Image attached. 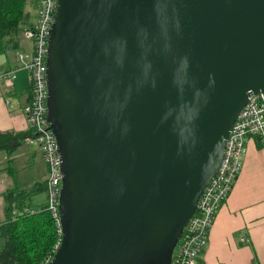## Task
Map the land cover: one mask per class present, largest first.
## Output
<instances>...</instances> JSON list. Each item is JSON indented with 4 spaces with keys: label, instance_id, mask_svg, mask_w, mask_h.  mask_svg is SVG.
Here are the masks:
<instances>
[{
    "label": "water",
    "instance_id": "water-1",
    "mask_svg": "<svg viewBox=\"0 0 264 264\" xmlns=\"http://www.w3.org/2000/svg\"><path fill=\"white\" fill-rule=\"evenodd\" d=\"M45 64L61 174L47 264H170L264 92V0H55Z\"/></svg>",
    "mask_w": 264,
    "mask_h": 264
},
{
    "label": "built area",
    "instance_id": "built-area-1",
    "mask_svg": "<svg viewBox=\"0 0 264 264\" xmlns=\"http://www.w3.org/2000/svg\"><path fill=\"white\" fill-rule=\"evenodd\" d=\"M36 4V18L32 28H24L22 34L30 41L31 53L27 58L17 52V58L28 73L30 97L22 107L27 127L33 135L25 138L28 144L39 148L46 163L45 195L46 209L54 222L56 240L51 253L38 264H47L57 248L61 237L58 217V194L61 174L57 155L56 139L49 128L47 113V90L45 84V58L50 25L53 21L55 0H32ZM16 69L0 70V79L10 84ZM257 139L264 146V92L251 94L240 109L228 133L219 166L200 194L195 210L184 226L172 255L173 264H196L197 256L206 245L209 229L218 209L223 205L239 172L241 158L245 152V141ZM18 211V210H17ZM22 212L32 213L25 207ZM16 211L13 210V214Z\"/></svg>",
    "mask_w": 264,
    "mask_h": 264
},
{
    "label": "crops",
    "instance_id": "crops-1",
    "mask_svg": "<svg viewBox=\"0 0 264 264\" xmlns=\"http://www.w3.org/2000/svg\"><path fill=\"white\" fill-rule=\"evenodd\" d=\"M29 8L36 18V5L32 3ZM24 39L28 42L24 51L28 58L30 41ZM18 47L5 48L0 41V70L16 69L10 84L0 79V131L27 129L22 107L28 101V73L17 58ZM35 150L40 152L36 146L25 143L24 148L19 147L15 152L12 162L22 152L27 158L24 165L32 166ZM5 159V153L0 151V220L3 218L2 193L15 184L5 169ZM44 175L38 180H44ZM43 199L44 194L41 201ZM197 261L201 264H264V146L257 139L245 141L239 172L215 215Z\"/></svg>",
    "mask_w": 264,
    "mask_h": 264
},
{
    "label": "trees",
    "instance_id": "trees-1",
    "mask_svg": "<svg viewBox=\"0 0 264 264\" xmlns=\"http://www.w3.org/2000/svg\"><path fill=\"white\" fill-rule=\"evenodd\" d=\"M32 3L36 5L31 0H0V41L3 47L16 49L23 29L33 27L34 21L31 20L29 8ZM29 97L30 85L28 83V100ZM32 135V130L28 127L20 131H0V151L6 155L5 169L10 176H14L11 162L15 152L21 144H28L25 138ZM43 163L46 175L47 166L44 160ZM45 175L44 180H36L24 188H19L14 184L13 187L3 191L0 264H38L47 254L51 253L56 240V232L54 222L46 209ZM41 193L44 194L43 201H33L32 198ZM25 207L32 208L33 212H22ZM13 210L16 211L15 214ZM170 264H173L172 257ZM196 264L201 263L197 261Z\"/></svg>",
    "mask_w": 264,
    "mask_h": 264
},
{
    "label": "rangeland",
    "instance_id": "rangeland-1",
    "mask_svg": "<svg viewBox=\"0 0 264 264\" xmlns=\"http://www.w3.org/2000/svg\"><path fill=\"white\" fill-rule=\"evenodd\" d=\"M33 13L34 12L31 11V20L34 21L35 16ZM18 45H19V47H18L17 52H23L24 53V51L28 47V42H27V40L24 39L22 32L20 35V42ZM12 50H14V49H12ZM12 50L9 51L10 58H12V55H13ZM24 146H25V143L21 144L20 148H22V147L24 148ZM19 153H20V156L15 158V160L11 164V167L14 171V176L12 177V176H10V174H9V176L14 180L15 185H17L19 188H24L26 186H29L30 184H32L33 182H35L36 180H38L41 176H43L45 174V166H44L43 158H42L40 152H37L35 150L33 160H32V166H30V167H28V164L24 165L27 162V158L24 156L25 154H23L22 152H19ZM31 159H32V157H31ZM42 198H43V194H39V195H37V197L34 196L32 199H33V201L37 202V201H41ZM0 199H1V197H0ZM1 206L2 205H1V201H0V216L2 214L1 213ZM175 251H176V247L173 249L171 257Z\"/></svg>",
    "mask_w": 264,
    "mask_h": 264
}]
</instances>
